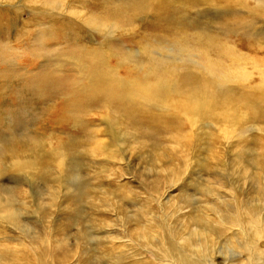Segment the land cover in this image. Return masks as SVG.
<instances>
[{"label":"rangeland","instance_id":"374dc122","mask_svg":"<svg viewBox=\"0 0 264 264\" xmlns=\"http://www.w3.org/2000/svg\"><path fill=\"white\" fill-rule=\"evenodd\" d=\"M0 264H264V0H0Z\"/></svg>","mask_w":264,"mask_h":264}]
</instances>
